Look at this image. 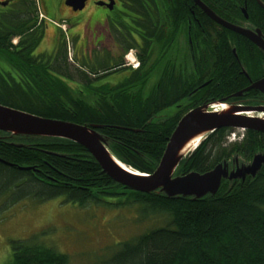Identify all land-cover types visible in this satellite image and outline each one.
<instances>
[{"label":"trees","instance_id":"16d2710c","mask_svg":"<svg viewBox=\"0 0 264 264\" xmlns=\"http://www.w3.org/2000/svg\"><path fill=\"white\" fill-rule=\"evenodd\" d=\"M177 1L181 9H188L186 1L189 0ZM202 1L219 17L234 24L244 20L241 9L247 7L249 23L264 27V10L256 0ZM197 19L200 20L198 33L205 30L213 36L209 39L210 45L217 49L225 46L229 50L228 42L234 37L231 32L199 8ZM34 40L35 44L22 56L30 58L39 45V39ZM255 52L263 61L261 53ZM214 60L215 64L211 60V74L219 80L224 77L223 85L196 96L188 97L183 87L178 89L167 84L158 95L149 98L72 96L63 85H57L52 76L50 89L40 88L39 82L43 79H34L35 88L0 94V104L42 118L98 126L109 150L121 163L141 174L152 175L169 139L187 113L204 104L219 102L222 93H235L243 87L241 80L229 82L226 78L229 72L219 68V57ZM33 64H22V70L28 73L24 69L28 70ZM233 75L237 76L236 71ZM172 107H176L175 113L160 118ZM232 132L222 129L209 135L181 162L177 175L205 174L236 157L249 163L264 152V134L246 131L243 140L230 142ZM11 187L22 192V197L35 198L42 203L63 197L65 202L80 208L100 205L122 210L135 207L140 214L139 221H162V225L137 238L119 243L107 259L98 257L92 264H264V166L256 178L235 181L231 187L224 181L214 197L198 201L168 199L156 192L138 193L117 184L84 147L74 142L0 133V193ZM7 264L72 262L69 256L34 237L13 242Z\"/></svg>","mask_w":264,"mask_h":264},{"label":"flooded vegetation","instance_id":"af4514ba","mask_svg":"<svg viewBox=\"0 0 264 264\" xmlns=\"http://www.w3.org/2000/svg\"><path fill=\"white\" fill-rule=\"evenodd\" d=\"M178 3L84 0L77 5L68 4V0H0V54L4 55L0 57V94L35 88L34 79H43L40 88L50 89L53 76L57 85H63L72 96L149 98L167 84L183 87L191 97L223 85L224 77L220 81L210 71L211 60L215 64L218 56L219 68L229 72V82L241 80L243 86L235 93H222L219 101L264 108L263 91H246L264 80L260 48L228 30L234 35L228 42L229 50L225 46L217 49L209 43L212 35L205 30L198 33L197 9L206 13L194 0L186 1L187 10ZM241 11L244 20L232 24L252 33L259 31L264 41V27L249 23L247 7ZM37 38L39 45L30 58L22 56ZM28 62L34 64L24 69L26 73L22 64ZM235 71L237 76L233 75ZM239 93L242 96L236 97Z\"/></svg>","mask_w":264,"mask_h":264},{"label":"water","instance_id":"95a60500","mask_svg":"<svg viewBox=\"0 0 264 264\" xmlns=\"http://www.w3.org/2000/svg\"><path fill=\"white\" fill-rule=\"evenodd\" d=\"M194 1L215 23L246 37L264 54V41L260 38L259 31L258 34L252 33L229 23L200 0ZM256 1L264 9V3L261 0ZM83 2L84 0H68V4L79 5ZM244 13L247 14L246 11ZM254 89L264 92V80L253 84L246 91ZM242 94H236V97ZM98 129V126L89 127L42 118L0 105V132L15 137L63 139L81 145L114 182L138 193L156 192L168 199L190 198L198 201L216 196L224 181L229 182L231 187L235 181L244 182L248 177L256 178L264 166L262 152L249 163L236 157L229 162H222L205 174L191 172L183 176L177 175L181 162L209 135L219 130L255 131L264 134L263 107L230 106L219 101L191 110L180 120L157 170L152 175L141 174L121 163L109 150L108 142L100 135Z\"/></svg>","mask_w":264,"mask_h":264},{"label":"rangeland","instance_id":"374dc122","mask_svg":"<svg viewBox=\"0 0 264 264\" xmlns=\"http://www.w3.org/2000/svg\"><path fill=\"white\" fill-rule=\"evenodd\" d=\"M175 112L176 107H172L160 118ZM243 133L233 131L231 139L234 135L237 140L242 139ZM139 218L135 207L80 208L65 202L63 197L42 203L22 197V192L11 187L0 193V264L9 262L13 242L34 237L69 256L72 264H92L98 257L107 259L119 243L163 224L161 220L139 221Z\"/></svg>","mask_w":264,"mask_h":264},{"label":"bare ground","instance_id":"6f19581e","mask_svg":"<svg viewBox=\"0 0 264 264\" xmlns=\"http://www.w3.org/2000/svg\"><path fill=\"white\" fill-rule=\"evenodd\" d=\"M211 104H212V103H211ZM243 137H244V136H243ZM236 139H237V138H236ZM241 140H243V139H241ZM237 142H238V141H237ZM193 145H194V144H193ZM193 145H192V146H193ZM89 154H90V153H89Z\"/></svg>","mask_w":264,"mask_h":264}]
</instances>
